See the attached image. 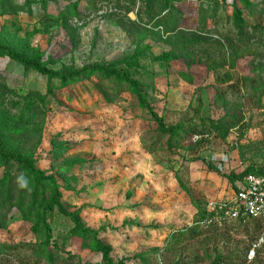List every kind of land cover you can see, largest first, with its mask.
<instances>
[{
  "label": "rangeland",
  "instance_id": "1",
  "mask_svg": "<svg viewBox=\"0 0 264 264\" xmlns=\"http://www.w3.org/2000/svg\"><path fill=\"white\" fill-rule=\"evenodd\" d=\"M2 44L75 76L0 56L3 149L53 175L72 215L33 231L50 193L0 159V264H101L73 219L115 263L264 264L251 226L189 229L231 196L225 177L264 168V0H0Z\"/></svg>",
  "mask_w": 264,
  "mask_h": 264
},
{
  "label": "trees",
  "instance_id": "2",
  "mask_svg": "<svg viewBox=\"0 0 264 264\" xmlns=\"http://www.w3.org/2000/svg\"><path fill=\"white\" fill-rule=\"evenodd\" d=\"M234 25L238 31V34H242L243 31V18L241 15L240 10H238L237 8H235L234 11ZM6 56L7 58H9L11 61L19 64L20 66L29 69L35 73H37L38 75H44V76H48L50 78L53 79H58L60 81H65L67 80L68 77H74L75 75H57L55 72H53L52 70H50L49 68L43 66L40 63V60L36 57V56H25V54L16 51L14 49H12L11 47L5 46V45H0V56ZM159 59H167V57H159ZM104 75L108 78L113 79L114 81H118V82H124L126 83L131 90L134 92V96L136 101L138 102V106L141 109H144L147 113L148 116H150L152 118V120L156 121V115L152 113V111L149 108V105H147L146 100H145V95L144 93L140 90L139 86L136 84V82H134L133 80H130L127 72L126 71H118L117 69H111L108 71H104L103 72ZM160 128L163 130L164 128L159 125ZM0 159L6 164H14L16 165L18 168L24 170L30 180H31V184L34 190H38L42 187H47L49 193H50V199L51 201L49 202L48 205H46L43 210L42 213L40 214V216H38L36 224L34 225V227L32 228L33 231H37L38 229H42L44 230V232L47 233V235L49 236L50 234V227L49 224L47 223L48 221V215L54 211L57 210L60 214L64 215V216H69L72 217V215H66V213L63 211L62 205H61V199H60V193H59V187L57 184V181L55 179V177L53 175H47L46 172H41L40 170H37L34 166V164L27 160L24 155L20 152H13L7 149H3L2 143L0 141ZM209 168L213 169V167L209 166ZM264 168H260L258 170L256 169H250L247 172H244L241 174L242 178L245 174L247 173H252V172H261ZM227 179V181L231 182L232 187L234 186V182H235V177L234 176H230V177H225ZM202 216V211H200L199 216L195 219V220H199ZM74 220V226L76 228V230H78V232L80 234H92L94 236L95 239V246H96V250L98 252V254L100 255L101 258V264H126L124 260H121L120 262H113L112 259L110 258V249L109 247L103 245V243L97 238L96 235V231L93 230H89V229H83L80 228V226L78 225L77 221L75 219ZM238 226H251L254 228V230L257 232V226L256 225H238ZM191 230H197L199 231L198 228H192ZM211 230H217L215 229H207V230H202V231H211ZM201 231V230H200Z\"/></svg>",
  "mask_w": 264,
  "mask_h": 264
},
{
  "label": "built area",
  "instance_id": "3",
  "mask_svg": "<svg viewBox=\"0 0 264 264\" xmlns=\"http://www.w3.org/2000/svg\"><path fill=\"white\" fill-rule=\"evenodd\" d=\"M231 196L219 201H209L202 208V216L189 227L199 230L219 229L232 225H256L259 239L264 244V169L247 173L234 183Z\"/></svg>",
  "mask_w": 264,
  "mask_h": 264
}]
</instances>
